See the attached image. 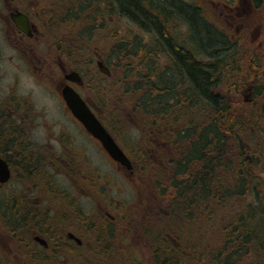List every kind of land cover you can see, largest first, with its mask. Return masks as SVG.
Segmentation results:
<instances>
[{
    "label": "trees",
    "instance_id": "trees-1",
    "mask_svg": "<svg viewBox=\"0 0 264 264\" xmlns=\"http://www.w3.org/2000/svg\"><path fill=\"white\" fill-rule=\"evenodd\" d=\"M70 1L61 23L74 28L76 21L82 20L70 50L92 41L95 33L105 28L104 21L115 14L128 18L142 32L123 38L112 34L109 47H98L112 72L104 79L116 82L112 87L98 71H90L94 57L85 64L73 63L82 72L86 89L97 98H106V104L94 100L97 107L92 100L90 103L111 133L118 137L98 106L105 108L108 104L113 108V121L118 126L133 124L132 121L140 123L143 137L159 147L158 153L161 148V159L165 158L164 166L156 168L163 174L145 176L150 178L145 182L149 190L141 192L147 198L139 204L140 209L119 206L120 225L129 229L140 218L162 221L164 228L158 235L148 234L153 264H264V181L257 174L255 161L246 159L247 149L255 148L254 140H259L263 129L264 87L255 90L253 101H237L234 96L240 97L241 93L231 101L226 97L241 92L251 82V76L244 75L240 67V59L251 56L248 66L254 70L252 61L259 58L254 47H248L247 39L233 37L229 30L204 15L199 6L183 1L176 5V0ZM52 16L58 17L57 12ZM178 18V27L184 24L187 28L185 33L179 32L177 22L173 21ZM145 35L150 38L145 40ZM243 41L245 45H241ZM94 51L99 52L97 48ZM64 54L71 57L74 51ZM262 61L264 58L259 63ZM238 75L243 78L238 79ZM241 103L247 107L238 109ZM2 125L0 121V128ZM14 127L16 133H9V129L5 134L13 137L4 142L5 148L16 147L14 137L19 127L15 123ZM250 142L255 144L251 146ZM0 153L7 156L4 148H0ZM139 155L141 165L153 166L152 154L145 151V156L142 152ZM12 161L26 163L20 157ZM27 167L32 168L28 162ZM249 193L254 199L246 202ZM172 197L175 203L171 215L155 205V200H160L159 206L167 209ZM238 199L242 202L236 204L239 208L226 212L230 203ZM2 200L0 234L16 238L25 235L27 232L18 220L28 215L26 208H10L6 199ZM46 220L48 225L55 223V218L50 219L48 214ZM168 222L176 229L177 244L168 240L166 232L172 230ZM119 229L123 231L122 227L115 228L117 234ZM183 229L192 235L184 238ZM5 252L0 254L3 264H19L15 255ZM68 257L73 258L71 254ZM64 258L45 255L38 258V264H62L60 260Z\"/></svg>",
    "mask_w": 264,
    "mask_h": 264
},
{
    "label": "rangeland",
    "instance_id": "rangeland-1",
    "mask_svg": "<svg viewBox=\"0 0 264 264\" xmlns=\"http://www.w3.org/2000/svg\"><path fill=\"white\" fill-rule=\"evenodd\" d=\"M12 1L16 7L26 9L31 14L32 18L40 29L41 34L39 40L36 43H32V45H30L31 50L29 58H31V61L33 59V62L32 65L30 64L31 68L29 69L28 64L25 62L29 61L26 59L28 57L25 56L22 50L12 44L13 40L9 38L8 34H6L5 24L0 22V101L3 102L4 106L13 104L21 115L26 117V119L30 122H34V124L38 125L39 127L44 125L46 122L53 123L54 121H60L64 126H66V128L69 129L72 126V119L66 115L67 107L65 106V102L61 99V95L54 92L55 90L57 91V88L55 89L54 87L55 84L52 81L46 80L47 78L42 76L39 68H41V66L44 64L42 71V73H44L46 68L51 69V67H49L50 63H52V65L55 67V63L59 62L67 65L68 67L74 68L75 63L85 64L89 58H95L94 48H97L99 51L98 53L101 55L102 51H100L98 47H109L110 42L113 39L112 34L121 36L123 38L124 36H131L135 33L142 32L139 30L138 26H136L128 18L119 14H115L111 16V18L104 21L103 25L105 28L103 30L95 29V31H98L95 33V37L92 41L87 40L83 43L82 47H74L75 49L70 50L69 48L75 39V36L78 34L79 24L82 22V20L76 21L74 28H71L68 25L65 26L64 23H61V15L65 14L63 18L67 16L68 12L66 9L71 2L70 0ZM182 1L189 5L199 6L202 9L204 15L210 17L212 20H215V22L224 29L229 30L233 37L239 36V38L242 40L247 39L248 45H250L248 47H254V51L259 54V58H255V62L252 61L254 70L248 66V61L251 60V56H248L247 58H243V56H241L240 67L243 68L244 75L249 77L251 76V82L245 85L241 89V92H233V95L226 96L227 99L234 100L232 97L238 93H241L240 97L234 96L235 99H238L237 101H253L255 90L264 87V61L259 63L260 59L264 58V0H176L173 3L176 5L177 3H182ZM224 3L227 4V7L222 6L226 5ZM229 6L232 9H229ZM56 12L59 18L52 16V14ZM82 19L84 18L82 17ZM173 21L177 22L175 25L178 27L177 24L181 20L178 18V20L175 19ZM181 26L179 25L178 27V30H180L179 32L185 33L187 28L184 27V24ZM149 38V35H145V40H148ZM78 42L79 40L76 39L75 44L78 45ZM242 44L245 45L246 42L243 41L241 45ZM243 48L244 46L240 47L239 49ZM65 51H74V54H72L71 57H68L67 54H64ZM237 57H239V53ZM94 65H96V63ZM94 65L89 67L92 73H94V71H98L97 67L94 69ZM100 75L107 85H111L110 87L116 83L115 81L112 82L110 80H105L101 73ZM253 76L255 79H253ZM56 77L60 78L58 71L56 72ZM237 77L240 79L241 75H238ZM48 84L52 85L54 89L50 88ZM81 90L84 95L92 100L91 102H93L96 107L97 103L94 102V100H96L99 104H106V98L104 96L97 98L92 91L85 88H81ZM10 91L12 92L9 93ZM110 92L114 94V90H110ZM237 107L241 110L244 109V107H247V105L241 103L238 104ZM98 110L106 118L107 122L109 123L108 126L112 128V130L117 134V139L119 140L120 144L131 155L132 160L135 161L134 168L136 171L137 181L135 180L133 182L128 177L127 179L125 176H120L117 172L118 170L115 167V164L111 162V160L104 154H101L97 144L91 142V140L82 134L81 131H77L76 138L79 143L78 146L82 147L85 151L87 150V155L85 154L87 157L78 158H84L85 160L88 158L87 160L90 162V168L100 174L97 177L94 172L95 179L98 182L100 179H103L93 189L90 188V190H87L90 195H85L84 193V189H86L88 186L82 182V177L79 178L78 185L74 187L73 182L71 183L68 181L65 176L60 174L55 175L52 168H49L48 170L46 165L43 168L45 171L44 175H47L48 179L51 182H54L55 187L59 188L60 186L62 188V194L66 199L62 201H72L76 208V212L79 215L81 214L85 217L89 216V221L95 226H99L100 224L96 216V201H99L101 197L106 196L108 199H110V201H114L116 204L117 202H120L123 205L126 204V206L129 207L132 205L134 208L140 209L139 203L143 201V196L145 195L142 193H146L145 188L149 190V186H147L145 182L150 178H146L145 176L149 177L152 173L154 175L156 173L163 174L162 172L156 170V168L162 167L165 164V158H162L163 160L161 159V157H163V154L160 153L161 148L160 152L158 153L159 147L153 144V142L150 141V138L143 137V127L140 125V123H136V121H134V123L132 121L133 124L124 123L122 126H118L116 121H113V118L116 116V112L113 108L107 104L105 108L98 106ZM123 114L126 116L127 112L124 111ZM28 116H30V119H28ZM0 121L3 124L0 128V133L6 134L9 130L8 126L3 122V120L0 119ZM14 123L19 126L16 119L14 120ZM262 128L263 129L261 130V133H259V140H254L256 142L255 148L247 149L246 159L248 162L255 161L257 164V174L262 177L264 181V124H262ZM255 138H257V134ZM5 141L0 142V148H4L7 152L11 146L9 145L5 148ZM253 144L255 143H251L250 145L253 146ZM250 145L247 143V147H250ZM168 149L170 151L169 146ZM145 151L149 154H152L150 156L153 158L151 160L153 163L152 167L147 166L145 168L143 165H141V157L139 153L142 152L145 156ZM173 157V159H176L175 155ZM83 163L84 160L82 163H80L78 169L82 168V170L85 171L86 167L82 166ZM139 169L143 170V172L139 173ZM142 180H144V183H142ZM10 185H17V183L13 182ZM260 189L262 190V187H260ZM136 191H139V193ZM5 193L3 195H5ZM253 199V194L249 193L247 194V198L244 201L247 202ZM238 203H242L240 199L235 200V202L232 204L230 203V209L227 207L226 212L228 210L239 208V206H236ZM58 211L59 212L56 214H53L52 212L51 216L57 217L62 215L64 217L68 215L66 213L64 204L62 208H59ZM137 220L138 224L137 222L134 223L133 225L129 226L128 230L122 231L119 229L118 234L116 233L115 228H112L113 233H116L117 237L113 238V235L110 236L114 240L112 241L111 239H107V246L110 251L109 256H111V258L116 263H120L122 260V253L119 250L127 248L129 251H132V248L136 251H132L131 254H128L126 257L128 264H153V256L149 251L150 247L147 245L148 234L153 233L154 235H158L159 231L164 228V225L162 224V221H158L157 219L153 218H140V221L139 219ZM169 224L171 225V223ZM1 225L0 227H2ZM201 229L202 225H200V231ZM174 230L176 231L175 228ZM130 232L133 233L131 235V241L128 243L129 246L127 244L123 247L120 236L123 237L124 233L128 234ZM100 233H102V231H100ZM108 233H111L110 230ZM216 234L218 233L213 235ZM191 235L192 234L190 231H188L185 233V238H189ZM89 257L86 253L84 257H80V259L84 263ZM98 257L102 261L105 259L104 256ZM72 260V257H68V260L66 259L64 263L73 264L74 261ZM0 264H3V260L0 261Z\"/></svg>",
    "mask_w": 264,
    "mask_h": 264
},
{
    "label": "flooded vegetation",
    "instance_id": "flooded-vegetation-1",
    "mask_svg": "<svg viewBox=\"0 0 264 264\" xmlns=\"http://www.w3.org/2000/svg\"><path fill=\"white\" fill-rule=\"evenodd\" d=\"M0 2V22L5 24L6 34L13 40L12 44L22 50L25 56L28 57L26 59L29 61L25 62L30 69V64L32 65L33 62V59L31 61V58H29L30 45L39 40L40 29L26 9L16 7L12 0H0ZM18 12H22L29 17L32 35H27L21 31L12 20L11 14ZM55 65L54 67L50 63L49 67L51 69L46 68L44 73H42L44 64L39 68L42 76L55 84L54 87L55 89L57 88V91L55 90L54 92L59 94L58 89L60 90L65 84H70L79 90L80 87L65 79V75L73 69L60 62L55 63ZM57 71L60 78L56 77ZM48 86L54 89L52 85L48 84ZM0 113V119L10 129L9 133L11 131L16 133L14 127L15 119L19 124L17 137H14V139H17L15 143L16 147H13L12 150L9 148L7 151V158L11 159L9 161L11 178L5 184L0 183V190L4 191V193L6 191L2 199H6L10 208L22 206L28 212V215L18 220L23 224V229L28 234L25 233V235H20L17 238L15 235L14 237H9L7 234H0V254L3 255L7 250L8 253L16 256L19 264H25L26 262L27 264H38V258L45 255L67 256L70 254L74 257L73 264H98L96 260H99L102 264H128L126 257L132 251H136L135 249L131 248L132 251H129L127 248L119 250L122 253V260L120 263H116L109 256L110 251L107 246V239L114 240L110 236L113 235V238L117 237L116 233L107 232L110 230V225L115 224L119 228L122 227L123 230L125 228L119 222L122 204L117 202L116 205L115 202L110 201L106 196L96 201V216L100 219V224L98 223L99 226H95L89 221V216L85 217L76 212L72 201H62L63 198L66 200L62 194V188L59 186L61 189L59 190V188L55 187L54 182H51L48 176L44 175L45 171L43 168L46 165L48 170L52 168L55 175H63L68 181L73 182L74 187L78 185L79 178L82 177V182L88 186L84 189V193L85 195H90L87 190L93 189L103 179H100L99 182L95 179V174L90 168L88 158L86 160L78 158L87 157V150L85 151L82 147L78 146L76 133L77 131H81L91 142L97 144L102 154L109 157L100 142L85 130L68 109L66 110V115L72 119V126L69 129L60 121H54L53 123L46 122L39 127L21 115L13 104L4 106L1 101ZM28 119H30V116H28ZM12 138L10 136L6 137L4 133H0V142L8 141ZM18 157L22 158L26 163H12V160L16 161ZM83 160L82 166L86 167L85 171L82 168L78 169ZM27 162L32 168L27 167ZM116 167H118L119 172L125 177L130 178L133 182L137 181L135 170L129 171L117 164ZM13 182L17 183V185H10ZM136 192L139 193V191ZM142 202L144 203L145 201ZM174 203L172 197L168 202L167 209H165L159 206L160 201L155 200L157 208L159 207L162 212L168 215L174 212ZM63 204L66 209H70V216L53 217L55 218V223L48 225L46 214L52 219L51 213L56 214L59 212L58 210ZM118 207L119 211L117 210ZM171 228L172 230L168 233V239L175 242V238L173 237L174 228L173 226ZM132 233H124L123 237L120 236L123 247L131 241ZM62 240L65 241L61 242ZM65 244L68 246L64 247ZM14 246H16L15 249L12 248ZM86 253L88 257H91L83 263L80 257H84ZM98 256H104L105 259L102 261ZM60 262L62 263L61 260Z\"/></svg>",
    "mask_w": 264,
    "mask_h": 264
},
{
    "label": "water",
    "instance_id": "water-1",
    "mask_svg": "<svg viewBox=\"0 0 264 264\" xmlns=\"http://www.w3.org/2000/svg\"><path fill=\"white\" fill-rule=\"evenodd\" d=\"M11 17L16 26L27 35H32V27L30 20L24 13H12ZM99 70L109 76L111 74L109 68L104 65L101 60L97 61ZM66 79L77 84H82V77L77 71H71L66 75ZM62 96L67 107L72 114L84 125L87 131L97 138L108 154L119 164L128 170L133 168L130 158L119 146L116 139L111 135L100 119L93 112L87 101L82 95L71 85H64L61 89ZM11 172L8 162L0 156V182L5 183L10 179Z\"/></svg>",
    "mask_w": 264,
    "mask_h": 264
},
{
    "label": "bare ground",
    "instance_id": "bare-ground-1",
    "mask_svg": "<svg viewBox=\"0 0 264 264\" xmlns=\"http://www.w3.org/2000/svg\"><path fill=\"white\" fill-rule=\"evenodd\" d=\"M0 115H1V113H0ZM59 190H61V189L59 188ZM3 194H4V191L0 190V199L1 200H2V196H4Z\"/></svg>",
    "mask_w": 264,
    "mask_h": 264
}]
</instances>
